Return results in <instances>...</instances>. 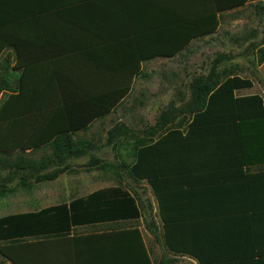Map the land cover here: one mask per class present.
I'll return each instance as SVG.
<instances>
[{
	"label": "trees",
	"instance_id": "1",
	"mask_svg": "<svg viewBox=\"0 0 264 264\" xmlns=\"http://www.w3.org/2000/svg\"><path fill=\"white\" fill-rule=\"evenodd\" d=\"M246 1L212 0L215 6L202 9L201 22L181 25L189 33L177 41L175 50L195 35L214 32L217 11ZM218 55L209 72L190 83L183 105L167 106L154 125L141 131L145 139H137L132 162H121L130 177L144 181L153 192L162 243L172 254L168 264H175L178 255L197 264H264V100L257 93L237 94L252 81L219 72L217 64L224 54ZM6 89L10 94L0 101V194L9 191L7 184L16 178L23 186L32 180H53L68 170L69 161L86 156L94 145L75 138V131L118 105L130 86L116 93L109 90L106 104L91 106L36 102L25 87ZM90 109V116L69 117L72 110ZM59 112L68 117H50ZM179 115H188L183 128L174 126ZM129 134L132 131L118 123L108 130L106 144ZM45 148L49 152L44 156L27 157ZM12 154L16 158L10 159ZM50 166L52 172L40 173ZM141 210L137 194L113 186L39 210L0 216V264H20L29 246L65 237L73 226L134 220L141 217ZM126 234L123 238L130 244L126 254L133 255V264H157L139 229Z\"/></svg>",
	"mask_w": 264,
	"mask_h": 264
},
{
	"label": "crops",
	"instance_id": "2",
	"mask_svg": "<svg viewBox=\"0 0 264 264\" xmlns=\"http://www.w3.org/2000/svg\"><path fill=\"white\" fill-rule=\"evenodd\" d=\"M251 1L217 11L214 32L195 35L175 50L177 41L189 33L181 25L201 22L202 9L215 6L212 0H0V101L10 94L7 87L18 91L22 86L36 102L91 106L106 104L109 90L116 93L129 85L128 95L118 105L75 131V137L88 134L96 146V136H107L121 121L118 118L110 124L113 116L124 114L122 104L142 70L156 59L186 53L196 40L218 34L223 23L237 21L232 11ZM92 111L72 110L69 117H87ZM50 117L68 115L59 112ZM132 228L139 229L143 237L141 228L129 223L76 225L65 237L29 246L20 264H133V255H127L125 248L130 244L123 238Z\"/></svg>",
	"mask_w": 264,
	"mask_h": 264
},
{
	"label": "rangeland",
	"instance_id": "3",
	"mask_svg": "<svg viewBox=\"0 0 264 264\" xmlns=\"http://www.w3.org/2000/svg\"><path fill=\"white\" fill-rule=\"evenodd\" d=\"M251 2L232 11L237 21L223 23L218 34L194 41L184 54L169 60L156 59L154 65L150 63L148 69L140 72L138 83L122 104L124 114L119 117V113V116L110 119L113 125L120 118L118 123H124L132 134L121 136L110 144H106L107 136H96L97 142L93 144L98 149L69 161L68 170L53 180H32L31 184L23 186L16 178L7 184L9 191L0 194V216L37 210L97 189L120 186L138 195L142 210L140 218L118 222L139 226L153 262L168 264L167 257L172 254L166 251L162 243L161 221L153 192L144 181L130 177L128 169L121 162H132L137 139H145L141 131L154 125L162 110L169 105L181 106L187 101L190 83L209 72L218 54H224L217 64L219 72L233 73L252 81L250 87L237 90V94L257 93L264 100V0ZM187 120L188 115H179L174 126L183 128ZM79 136L75 138H89L88 134ZM48 152L45 148L27 157L37 159ZM11 158H16V155L12 154ZM53 170V166H50L40 173ZM1 173L5 175L7 169ZM175 258V264H197L196 260L185 255Z\"/></svg>",
	"mask_w": 264,
	"mask_h": 264
}]
</instances>
